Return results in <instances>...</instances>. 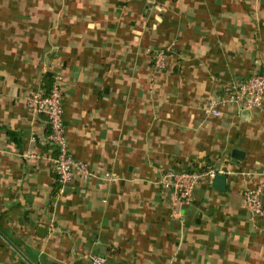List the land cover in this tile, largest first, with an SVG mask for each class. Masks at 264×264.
Masks as SVG:
<instances>
[{
    "label": "crops",
    "instance_id": "0c3cea01",
    "mask_svg": "<svg viewBox=\"0 0 264 264\" xmlns=\"http://www.w3.org/2000/svg\"><path fill=\"white\" fill-rule=\"evenodd\" d=\"M253 72L264 0H0V264H264L243 197L262 186L264 209V102L203 112ZM55 74L69 154L96 175L62 193L23 102ZM194 170L215 176L176 203L161 178Z\"/></svg>",
    "mask_w": 264,
    "mask_h": 264
},
{
    "label": "built area",
    "instance_id": "2783aa9c",
    "mask_svg": "<svg viewBox=\"0 0 264 264\" xmlns=\"http://www.w3.org/2000/svg\"><path fill=\"white\" fill-rule=\"evenodd\" d=\"M150 7L155 8L158 0H144ZM172 49L160 50L152 56V67L155 71L166 68V58ZM62 77L55 74L52 77V86L47 93H35L23 97L27 110L34 115H44L49 128L48 140L57 150L52 159L53 170L59 192L62 193L75 179L88 180L96 175L86 164L72 159L67 148L65 129L63 124V90ZM264 102V75L253 72L245 81L232 84L227 89L225 100L220 103L209 101L203 107L205 114L219 116V106H230L237 112H263ZM264 114V113H263ZM215 176L214 170L182 171L175 174L168 173L161 178V184L169 189L174 201L179 204H189L192 201L195 189L209 178ZM262 186L246 187L243 190L245 207L251 217H262ZM90 264H105V258L89 254Z\"/></svg>",
    "mask_w": 264,
    "mask_h": 264
},
{
    "label": "water",
    "instance_id": "95a60500",
    "mask_svg": "<svg viewBox=\"0 0 264 264\" xmlns=\"http://www.w3.org/2000/svg\"><path fill=\"white\" fill-rule=\"evenodd\" d=\"M222 179H223L222 177H218V176H216V177L214 178V181H219V180L222 181ZM220 181H219V182H220Z\"/></svg>",
    "mask_w": 264,
    "mask_h": 264
}]
</instances>
